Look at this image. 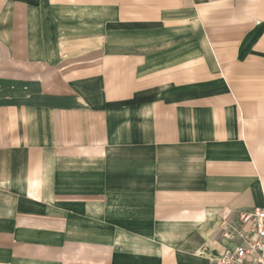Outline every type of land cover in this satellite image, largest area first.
I'll return each instance as SVG.
<instances>
[{"label":"crops","instance_id":"0c3cea01","mask_svg":"<svg viewBox=\"0 0 264 264\" xmlns=\"http://www.w3.org/2000/svg\"><path fill=\"white\" fill-rule=\"evenodd\" d=\"M264 207V0H0V264H211Z\"/></svg>","mask_w":264,"mask_h":264},{"label":"built area","instance_id":"2783aa9c","mask_svg":"<svg viewBox=\"0 0 264 264\" xmlns=\"http://www.w3.org/2000/svg\"><path fill=\"white\" fill-rule=\"evenodd\" d=\"M222 229L229 244L211 264H264V207L236 210Z\"/></svg>","mask_w":264,"mask_h":264}]
</instances>
